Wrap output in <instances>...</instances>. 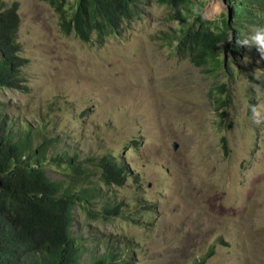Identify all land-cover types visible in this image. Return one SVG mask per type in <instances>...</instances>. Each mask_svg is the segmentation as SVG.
<instances>
[{
  "label": "rangeland",
  "instance_id": "rangeland-1",
  "mask_svg": "<svg viewBox=\"0 0 264 264\" xmlns=\"http://www.w3.org/2000/svg\"><path fill=\"white\" fill-rule=\"evenodd\" d=\"M3 1L20 4L19 41L30 60L22 73L28 93H2L9 112L34 122L58 106L50 112L58 130H50L60 151L82 159L113 153L129 167L126 185L104 193L121 199L132 220L92 221L76 206L72 236L100 253L119 249L133 264H193L213 246L206 264H264V57L251 41L264 23L242 30L249 46L221 52L216 77L165 43L177 24L154 1L102 43L64 34L41 0ZM198 2L207 21L227 18L223 0H196L195 11ZM218 85L231 96L224 120ZM46 169L68 181L67 169Z\"/></svg>",
  "mask_w": 264,
  "mask_h": 264
},
{
  "label": "trees",
  "instance_id": "trees-1",
  "mask_svg": "<svg viewBox=\"0 0 264 264\" xmlns=\"http://www.w3.org/2000/svg\"><path fill=\"white\" fill-rule=\"evenodd\" d=\"M41 1L58 14L64 34H74L85 43L93 36L102 43L119 35L126 21L139 16L144 1L164 5L170 12L168 21L177 24L163 37L165 43L180 59L216 77L225 64L221 52L237 48L244 28H259L264 23V0H225L232 13L230 22L228 18L207 21L202 2L194 10L196 0ZM19 10L18 2L0 0V264H85L86 260L89 264H133L119 249L111 250L108 245L107 251L100 253L71 234L76 206L92 221L132 220L126 217L127 205L121 199L104 193L105 188L112 191L126 185L130 176L126 161L113 153L82 159L81 152L75 151L70 157L69 151L59 150L61 141L50 130H58V117H51L50 112L60 107L49 105V112L38 114L34 122L27 116L16 120L1 99L6 90L28 93L22 73L30 60L22 55ZM230 101L229 89L218 85L214 102L222 120ZM223 141L226 144L225 138ZM48 164L67 169L68 181L52 179ZM98 199L101 208L93 210L90 204ZM214 254L213 246L193 264H206Z\"/></svg>",
  "mask_w": 264,
  "mask_h": 264
},
{
  "label": "clouds",
  "instance_id": "clouds-1",
  "mask_svg": "<svg viewBox=\"0 0 264 264\" xmlns=\"http://www.w3.org/2000/svg\"><path fill=\"white\" fill-rule=\"evenodd\" d=\"M223 3L226 5L225 0H223ZM226 7L228 8L227 18L230 22L232 19V13H231L230 7H228L227 5H226ZM212 21H215V20H212ZM250 27H254V26H250ZM251 41L254 42V44L257 46V50L259 51L261 56L264 57V29L255 30V34L251 37ZM249 43H250L249 39L237 40L238 46H249ZM8 111H9V109H8ZM10 111L11 112H9V114H10L11 118H14L16 120H23L25 118V116L15 114L13 112V109ZM253 111L255 112V109ZM17 116H19V118ZM19 123H20V121H19Z\"/></svg>",
  "mask_w": 264,
  "mask_h": 264
},
{
  "label": "water",
  "instance_id": "water-1",
  "mask_svg": "<svg viewBox=\"0 0 264 264\" xmlns=\"http://www.w3.org/2000/svg\"><path fill=\"white\" fill-rule=\"evenodd\" d=\"M173 148H174V150H177L178 149V145H177V143H173Z\"/></svg>",
  "mask_w": 264,
  "mask_h": 264
}]
</instances>
